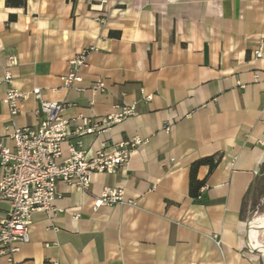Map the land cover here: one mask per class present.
Masks as SVG:
<instances>
[{"label": "crops", "instance_id": "0c3cea01", "mask_svg": "<svg viewBox=\"0 0 264 264\" xmlns=\"http://www.w3.org/2000/svg\"><path fill=\"white\" fill-rule=\"evenodd\" d=\"M81 53L84 90H67L60 77ZM11 56L19 65L8 85ZM99 80L106 90L91 92ZM10 87L41 94L12 117ZM43 102L65 103L66 118H90V127L116 106L137 108L93 133L71 128L64 158L79 142L89 157L135 137L145 143L126 168L95 174L87 191L59 184L52 210L33 216L31 241L0 264H261L241 211L264 164V0H27L26 8L0 0V140L13 146L16 128L39 126ZM214 154L221 162L208 178L200 169L207 184L196 202L191 164ZM106 188L135 205L96 209Z\"/></svg>", "mask_w": 264, "mask_h": 264}, {"label": "built area", "instance_id": "2783aa9c", "mask_svg": "<svg viewBox=\"0 0 264 264\" xmlns=\"http://www.w3.org/2000/svg\"><path fill=\"white\" fill-rule=\"evenodd\" d=\"M255 55L261 58L262 48ZM18 65L17 57L8 58L4 83L12 84L13 75L10 69ZM86 65L87 53H81L69 61L67 72L60 77L65 89L84 90L80 87L84 81L81 69ZM89 90L102 93L106 90V84L101 80L96 81ZM40 94V89L26 93L10 87L4 103L9 106L12 117H15L19 113L20 102L27 101L31 95ZM147 99H151V96H147ZM66 108L65 103L43 102L41 111L44 118L39 126L16 128L10 136L13 146L0 140V203L8 205L0 212V261L17 252L19 244L31 241L33 216L39 211L52 210L58 197L59 184L87 191L95 174H115L126 168L133 151L145 143L141 138L135 137L114 145L111 151L103 148L93 157H89L79 142L77 146L70 148V155L64 158L63 144L70 137L71 128L75 127L78 135L93 133L96 129H105L119 123L137 111L135 105L116 106L113 113L90 127L93 123L90 118H66ZM105 205L134 206L135 202L126 197L123 189L106 188L95 199L94 207L97 209Z\"/></svg>", "mask_w": 264, "mask_h": 264}, {"label": "trees", "instance_id": "16d2710c", "mask_svg": "<svg viewBox=\"0 0 264 264\" xmlns=\"http://www.w3.org/2000/svg\"><path fill=\"white\" fill-rule=\"evenodd\" d=\"M6 6L8 8H26L27 0H6ZM17 20L16 14H11L9 17V22H14ZM112 36L119 37L120 34H111ZM222 159V154H214L212 156H206L194 161L190 167L189 175V195L190 197L198 202L199 198L202 196V189L207 184V178L216 170ZM202 167H208V176L204 180L199 179V171ZM252 198L254 204L258 205L260 200L264 198V164L262 165L258 177L250 185L243 203H242V216L247 212L249 200Z\"/></svg>", "mask_w": 264, "mask_h": 264}, {"label": "rangeland", "instance_id": "374dc122", "mask_svg": "<svg viewBox=\"0 0 264 264\" xmlns=\"http://www.w3.org/2000/svg\"><path fill=\"white\" fill-rule=\"evenodd\" d=\"M247 216L249 217V226L250 223L253 222L255 219L264 217V198L260 200V203L258 205L254 204V200L250 198L248 208H247ZM263 224V223H262ZM263 227H260L259 229H262ZM257 231L256 235V241L263 246L264 248V230L262 231ZM256 256L260 259L261 264H264V255L263 252H255Z\"/></svg>", "mask_w": 264, "mask_h": 264}, {"label": "bare ground", "instance_id": "6f19581e", "mask_svg": "<svg viewBox=\"0 0 264 264\" xmlns=\"http://www.w3.org/2000/svg\"><path fill=\"white\" fill-rule=\"evenodd\" d=\"M263 223V224H262ZM264 226V217H260L255 219L253 222L250 223L249 226V237H248V243L255 249L253 250H257L258 252H263L264 255V248L262 245H260L257 241H256V235H257V231L260 227ZM264 230V228L259 229V231ZM259 249V250H258Z\"/></svg>", "mask_w": 264, "mask_h": 264}, {"label": "water", "instance_id": "95a60500", "mask_svg": "<svg viewBox=\"0 0 264 264\" xmlns=\"http://www.w3.org/2000/svg\"><path fill=\"white\" fill-rule=\"evenodd\" d=\"M247 239H248V238H247ZM248 248H249V247H248ZM249 250L252 251L253 253L258 252L257 250H251L250 248H249Z\"/></svg>", "mask_w": 264, "mask_h": 264}]
</instances>
